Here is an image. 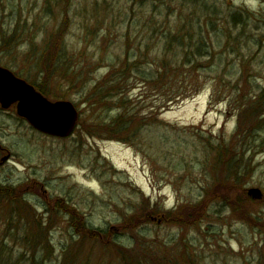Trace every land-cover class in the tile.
<instances>
[{"label": "rangeland", "instance_id": "obj_1", "mask_svg": "<svg viewBox=\"0 0 264 264\" xmlns=\"http://www.w3.org/2000/svg\"><path fill=\"white\" fill-rule=\"evenodd\" d=\"M196 27L206 56L165 49L178 34L196 43ZM0 65L80 112L66 139L36 131L15 108L0 113V163L10 156L0 186L20 190L50 226L48 246L29 247L12 233L23 220L0 204V264H31L33 252L38 264H61L70 249L72 264H123L114 241L147 264H264V128L237 130L241 99L264 90V0H0ZM161 65L171 81L151 83ZM110 72L122 78L129 110L160 114L142 126L143 140L88 132L121 113L89 99ZM218 145L247 149L241 192L216 184ZM251 188L263 198L249 197ZM216 192L223 199L211 198ZM144 203L156 215L127 229ZM70 213L99 237L77 230Z\"/></svg>", "mask_w": 264, "mask_h": 264}, {"label": "trees", "instance_id": "obj_2", "mask_svg": "<svg viewBox=\"0 0 264 264\" xmlns=\"http://www.w3.org/2000/svg\"><path fill=\"white\" fill-rule=\"evenodd\" d=\"M232 17H234V21L241 20L240 16H236V14L234 16L232 15ZM185 38H188V36H181L180 34L174 36L173 40L172 37H170V42L167 48L165 49H168L170 45H178V47L181 48L187 45L192 51L191 55L193 57H196V59L198 57H204L208 54L206 50V44L203 39V30L201 27H196V43L192 42L194 39L193 36H190V39L188 38V40L186 41ZM186 61L187 64L191 65L189 73L193 75L194 71H196L194 65L196 64L197 60H195V58L192 59L191 57ZM160 67L155 72H152L150 76L147 77V79L151 83L152 81L157 83H164L165 80H167L168 82L171 81V78L169 76L170 72L167 69V66H162L161 68ZM145 76L146 75H143V81ZM197 87L198 85H196V88ZM93 89L94 91L91 92L92 94H90L89 96V99H92V101H94L92 105H109V102H112L117 108H119V112H121L119 115H117L112 120H109L108 122L101 121L98 123H94L93 126L90 127L91 129L88 130V132L92 133L95 136H100L104 138L106 137L108 139H117L119 141L128 143L137 141L138 139L143 140L144 130L142 129V126L150 124L146 122L148 119H154L160 115L158 111L156 113V111L153 110V112H151L149 116H141L139 113L132 112L131 110H129L125 105L126 99L124 96V93L127 90H125L122 78L117 76L116 72H110ZM240 94L241 93H238V95ZM179 95L181 94H177L174 97L171 96L170 98H168L166 103L177 102L180 98ZM241 100L242 104L239 109V126L237 130L244 133L248 132V134L254 135L264 128V90L258 93L256 97L251 96L249 98ZM215 149V155L212 161L216 164L215 168L213 167L214 178H216V184H225L229 187H234L238 192H241L244 184L243 181L246 179L251 166V164H249V162H246L244 158L247 153V149L243 148L242 146L235 147V145L233 147H230L229 145H218L215 147ZM239 152H241V154H239ZM241 157L244 161L240 160ZM5 190L6 189L3 190L2 186H0V204L3 205V202H5V205L3 206L6 208V212H8L7 210L10 209L8 212L9 215H16L17 217L23 220V223L20 222L18 226L14 227L16 231L12 232L11 230V232L13 234L15 233V236L18 237L19 241L23 240L25 243H28L29 247H36L38 245L48 246L49 239L47 238V234L49 233L50 226L48 224L47 218H43L44 214H38L33 209L34 206L30 204L28 199L20 195V190L17 191L15 195V189L6 191ZM211 198L218 199L222 197L219 192H216L215 194L211 195ZM205 206L206 204L204 203L202 211L205 209ZM141 209L144 211V215L140 216L138 214H135L134 216L139 217H137L134 222H130L131 218L129 220L126 219L127 221L125 220L124 224L127 229L130 228L133 230L141 224H144L145 222H150L152 220L151 218L153 217V215H156L154 212V208H149L148 203L142 204ZM29 211H31V213H29ZM32 213H34V218H29L28 215ZM50 213L55 214L57 216L59 214V209L55 212ZM24 215L27 216V219H25ZM70 217L73 225L76 227L77 230L80 231L79 227H81L85 231L87 230L88 235L90 237H99L100 234L98 233L100 231L97 232L96 230L91 229L90 227H86V222H84L82 216L80 217L81 219H76L74 217H77V213H70ZM165 220L167 222L171 221V219L169 218H165ZM188 223L195 224L196 215L195 218L189 219ZM83 242L81 241L80 244L82 245ZM113 245L116 247L115 254L118 256V258L123 264H147L141 262L135 256V251L132 248H128L115 241ZM72 252V249L65 252V258L61 262V264H72L74 257L72 255ZM36 255V252L30 254L29 259L31 264H38L37 258L39 257V255ZM159 262L160 261L156 263L153 258L151 260V264H160Z\"/></svg>", "mask_w": 264, "mask_h": 264}, {"label": "water", "instance_id": "obj_3", "mask_svg": "<svg viewBox=\"0 0 264 264\" xmlns=\"http://www.w3.org/2000/svg\"><path fill=\"white\" fill-rule=\"evenodd\" d=\"M0 104L3 109L16 105L17 115L37 131L58 138L71 136L78 125L80 113L71 101H52L25 79L0 66ZM5 156L0 165L9 160ZM248 196L263 198L262 190L251 188Z\"/></svg>", "mask_w": 264, "mask_h": 264}, {"label": "flooded vegetation", "instance_id": "obj_4", "mask_svg": "<svg viewBox=\"0 0 264 264\" xmlns=\"http://www.w3.org/2000/svg\"><path fill=\"white\" fill-rule=\"evenodd\" d=\"M0 113L2 114V113H8V112H5L4 110H3V108H2V105L0 104Z\"/></svg>", "mask_w": 264, "mask_h": 264}]
</instances>
